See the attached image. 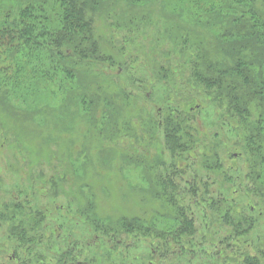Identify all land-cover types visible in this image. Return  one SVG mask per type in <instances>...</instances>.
Wrapping results in <instances>:
<instances>
[{
    "label": "rangeland",
    "instance_id": "rangeland-1",
    "mask_svg": "<svg viewBox=\"0 0 264 264\" xmlns=\"http://www.w3.org/2000/svg\"><path fill=\"white\" fill-rule=\"evenodd\" d=\"M17 1L0 0V13L17 11ZM135 1L106 0L94 14L105 61L85 65V76L21 77V63L39 67L23 60L9 67L13 75H1L30 89L7 100L0 91V264H264V198L249 191L247 159L235 150L238 130L190 81L183 55L191 46L179 51L183 35L174 37L183 26L207 44V0ZM176 24L170 35L166 28ZM162 67L171 70L165 77ZM164 105L186 112L194 140L174 154L157 127ZM209 147L218 151L215 169ZM161 177L193 219L190 244L157 242L160 257L142 237L97 234L90 205L105 226L156 214L163 220L155 225L171 222L152 194ZM218 195L251 218L245 237L233 238L224 223L207 225V202Z\"/></svg>",
    "mask_w": 264,
    "mask_h": 264
},
{
    "label": "trees",
    "instance_id": "trees-1",
    "mask_svg": "<svg viewBox=\"0 0 264 264\" xmlns=\"http://www.w3.org/2000/svg\"><path fill=\"white\" fill-rule=\"evenodd\" d=\"M127 1L131 5L136 2ZM105 2L106 0H18L14 2L19 5L17 11L3 9L0 13L3 16L0 19V91L5 95L1 97L7 100L14 92L30 89L26 82L21 81L20 85L18 80L1 78V75L5 76L8 72L13 75L9 67L21 60L28 61L30 65L38 62L39 66L36 71L35 67H27L21 63V77L32 78L36 74L37 79L48 78L49 81L59 79L60 76H64L66 80H72L76 75L85 76V65L105 61L93 29V16L103 8ZM206 5V45L199 35L192 38L193 35L182 25L178 34L177 24L174 28L167 25L169 28L166 30L170 35L175 32V38L183 35L179 51L185 50L188 44L191 46V51L183 55L190 57L186 61L191 68L190 81L205 90L207 104L226 112L229 122L234 123L233 126L238 130L236 155L247 159L246 178L251 188L248 190L264 198V0H207ZM178 46L175 45L176 48ZM170 53L173 54L174 51L171 50ZM161 72V77H165L171 70L162 67ZM98 89L95 92L97 98L102 92L98 93ZM78 95L81 96V101L86 100L85 92ZM250 106L254 109V117ZM185 113L168 105L157 109V127L163 133L164 147L171 154L194 143ZM148 122L153 124L151 120ZM207 149L210 155L207 156V162L213 164L208 166L209 169L219 167L217 149ZM158 179L152 194L164 206L165 216L172 218L171 222H165V227L155 225V218L162 217L156 214L151 221L140 215L133 218L122 217L116 222V226H105V223L97 220L100 217L90 205L85 210L93 214L92 227L97 234L100 232L101 236L114 232L113 235L116 236L127 235L135 239L142 237L143 240H149L151 250L153 246L156 247L153 251L160 257L162 252L158 251L161 249L157 242L165 247L171 244L182 247L184 241L186 245L190 244V237L195 232L193 219L186 214L185 208L178 205L167 178ZM207 210H211L205 216L207 225L224 223L223 226L229 227L233 238L245 237V231L252 226L251 218L245 214H235L238 210L231 199L219 195L216 199L210 198ZM21 232L18 233L19 236ZM22 237H19L20 240ZM168 239L170 243L167 242ZM213 262L212 264H219L216 260ZM242 264H251V258L245 263L242 261Z\"/></svg>",
    "mask_w": 264,
    "mask_h": 264
}]
</instances>
